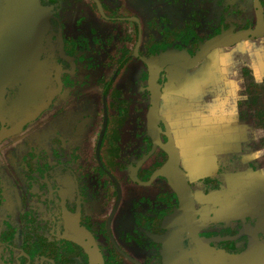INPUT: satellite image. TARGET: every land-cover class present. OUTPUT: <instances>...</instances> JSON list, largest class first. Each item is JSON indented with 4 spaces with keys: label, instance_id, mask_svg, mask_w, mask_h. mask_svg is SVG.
<instances>
[{
    "label": "flooded vegetation",
    "instance_id": "obj_1",
    "mask_svg": "<svg viewBox=\"0 0 264 264\" xmlns=\"http://www.w3.org/2000/svg\"><path fill=\"white\" fill-rule=\"evenodd\" d=\"M263 241L264 0H0V264Z\"/></svg>",
    "mask_w": 264,
    "mask_h": 264
},
{
    "label": "water",
    "instance_id": "obj_2",
    "mask_svg": "<svg viewBox=\"0 0 264 264\" xmlns=\"http://www.w3.org/2000/svg\"><path fill=\"white\" fill-rule=\"evenodd\" d=\"M256 244V243H254ZM263 245L252 246L245 254L226 257L223 256V262L226 264H264V241L261 243Z\"/></svg>",
    "mask_w": 264,
    "mask_h": 264
}]
</instances>
